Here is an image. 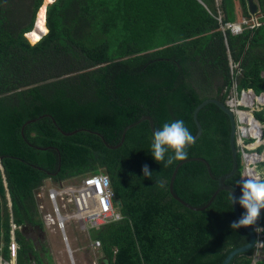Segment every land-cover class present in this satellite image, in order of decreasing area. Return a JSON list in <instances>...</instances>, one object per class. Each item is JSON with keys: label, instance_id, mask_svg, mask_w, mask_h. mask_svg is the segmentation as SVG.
<instances>
[{"label": "trees", "instance_id": "1", "mask_svg": "<svg viewBox=\"0 0 264 264\" xmlns=\"http://www.w3.org/2000/svg\"><path fill=\"white\" fill-rule=\"evenodd\" d=\"M231 1L223 0L225 18L220 22L214 0H55L46 10L48 33L32 44L26 34L33 32L44 0H0L4 261L12 258L15 224L17 264H50L37 192L47 180L61 184L101 172L109 177L115 208L124 217L92 232V239L103 246L101 264H222L231 252L249 244L243 228L230 227L237 218L229 192L221 191L202 212L185 208L173 197L174 170L184 160L167 168L154 160L149 122L130 129L119 149L108 148L102 140L119 145L124 131L144 116L154 121L156 130L183 120L195 138L194 111L205 100L227 102L235 83L238 94L264 92V19L258 29L232 34L227 29L234 22L227 6ZM231 60L239 63L234 72ZM249 94L242 103L249 104ZM241 113L251 126L243 132L256 138L251 115ZM253 115L264 126V107ZM198 119L203 132L187 148L189 161L179 168L175 192L201 208L218 190L217 179L231 173L233 155L229 115L209 104ZM31 121L37 122L23 133ZM144 165L151 179L144 177ZM238 165L226 184L239 197L244 172L240 151ZM239 211L242 215L245 210L239 206ZM257 227L264 228V210ZM261 235L257 264H264V231ZM254 254L230 264H252Z\"/></svg>", "mask_w": 264, "mask_h": 264}, {"label": "clouds", "instance_id": "2", "mask_svg": "<svg viewBox=\"0 0 264 264\" xmlns=\"http://www.w3.org/2000/svg\"><path fill=\"white\" fill-rule=\"evenodd\" d=\"M54 1L55 0H53L52 2H54ZM231 27H239L241 29V33L243 31V28H249L247 26H241V24L238 25V26H236V25H227V29L230 30V31H231ZM231 33H232V31H231ZM235 69L237 70L238 67H236ZM232 92H233V90H232ZM243 92H248V90L247 91H243ZM244 94H247V93H244ZM244 94H242L241 97H243ZM254 96H258V95H255V93H254L253 98H252V102H250L249 104L241 105L239 107V110L241 112H243V113H248L249 115H251V120L254 123L259 124L260 129H262V131H263L264 126L262 124H260L254 118V115H253V112H252V111H254V109L251 108V106H252L251 103H255L256 100H257L256 98L254 99ZM233 97H237L238 101L240 103H242L241 102L242 99L239 98V96H237V93L235 95H233V96L231 95L230 98H233ZM226 103L228 105V100H227ZM244 107H247L248 109H245ZM258 110H259V108H258ZM234 114H235V120H236V124H237V135H236L237 149L239 148V151L242 153V158L243 159H245V157H244L245 154H248V157H253L254 166H251V167H253L252 173L255 175V177L251 176L250 173L248 174V178H246L244 180V182L242 183V185L240 186L241 195L239 197H237L235 195L234 191L231 194L230 200H231L232 205L239 204V206L242 207L245 211L240 216V218L238 220H234V221L231 222L230 227H231V229H240L242 227H249V226H255L256 225V227H255L256 230L262 232V231H264V228L257 227V224H258V220H259V217H260V214H261V210H264V181L260 180L262 177H264V174L262 176L258 175L256 173V169L255 168H256V165L258 163H264V157H263L262 160H260L261 157L263 156L264 152L262 153L261 157H258L257 155H260L261 153H258L256 151L258 148H260V147H262L264 145L262 144L261 140H259V138H258L259 135L256 137V138H258L257 142L255 141L256 138H252V140H254V141L249 143V140H251V139H247V133H245V137L240 136V139L238 138V129H239L240 124H239V120H238V116H237L236 112H234ZM242 119L245 122L244 123L245 127H247V126L249 127L250 125L247 124V121H245L246 119L243 118V116H242ZM262 126H263V128H262ZM261 139H262V141H264L263 138H261ZM193 143H194V136L187 129V127L185 126L183 120H176V121H173L171 123H165L161 129L156 130L154 132V134H153V143L151 145L152 157L154 158V160L157 163H163L164 167L167 168V167L171 166L175 161L186 160L188 158L187 147L192 145ZM239 143H242V149H241V146L239 145ZM249 144L251 146H253L254 153L256 154V156L253 155L254 153H249L248 152L247 145H249ZM169 153H171V154H169ZM258 158H260V159H258ZM245 160L247 161V159H245ZM255 160H258V162H256ZM249 163L250 162L247 161V168L246 169H248V170L250 168L249 167ZM142 172H143V175H144L145 178L151 179L152 173H151L148 165H144L143 166ZM101 173H104V172H101ZM101 173H98V174H101ZM89 175H91V174H89ZM87 176H83V177H81L79 179L82 182V180L85 177H87ZM242 178H243V176H242ZM241 181H242V179H241ZM67 182H64V183H61V184H65ZM61 184H52L49 187H47L46 190L50 189V188H54L57 185H61ZM76 185H78V184H76ZM160 186L163 187V183L162 182L160 183ZM46 190H45L44 196L46 194ZM37 194H38V192H37ZM37 194H36V198H39V196H37ZM10 199H11V197H9V201H10V205H11L12 201ZM44 202L46 203V205H45V208H43V211L44 212H50L49 211L50 210V205H49V202H48L46 196L44 197ZM39 205H41V203H39ZM38 210H39V208H38ZM39 212H40V217H41V220H42L43 226H44V232H42V234H45V227H49V225H46L44 219L42 218V215H43L42 214V210L41 211L39 210ZM71 213H72L71 210H69V211L63 210L64 216H68ZM67 220L69 221L68 224H70V222H76V224H78L77 220H75V219H67ZM11 226H12V231H11V234H12V245H11L12 258H11V261L7 262V261H4L2 259V257L0 256V264H17V251H18V248H19L18 244H17V242L15 240V230H17V226L15 224H12ZM57 229L60 230L59 227H57ZM65 229H66V225H65ZM60 232L64 236L63 240H64V243L66 245V242L68 241V239L65 240L67 238L65 230L64 231L60 230ZM260 239L261 238L259 236L258 242L261 241L263 243V241L260 240ZM66 247L69 248L68 246H66ZM262 250H263V248H262ZM256 251H257V245H256ZM255 254H256V252H255ZM255 254H254V256H255ZM258 257H262V251L258 255Z\"/></svg>", "mask_w": 264, "mask_h": 264}, {"label": "built area", "instance_id": "3", "mask_svg": "<svg viewBox=\"0 0 264 264\" xmlns=\"http://www.w3.org/2000/svg\"><path fill=\"white\" fill-rule=\"evenodd\" d=\"M262 24V19L260 18L244 19L241 22V26H247L250 30L258 29ZM231 31L234 35L241 33L239 27H231ZM262 97H264V94ZM255 98L256 96H254ZM255 103H251L252 109L258 108L257 105L255 106ZM243 104L245 105V103H240L237 97L228 99V105L236 112L240 124L239 129L242 130V136L245 137L243 129L248 130L251 126L249 128L245 127V122L242 119L239 107ZM255 125L259 135L261 131L260 126L257 123ZM255 141L257 142L258 138ZM37 196L39 195L37 194ZM45 196L50 205V212H44L42 218L46 225L55 224L62 231L65 230L67 219L77 220L82 232L89 234L94 231H100L105 226L117 224V222L124 219L122 214L115 208L116 194L112 189L109 177L104 173L88 175L78 185H57L54 188L47 189ZM38 208L40 211L43 210L42 205H39ZM63 210H71L72 213L64 216ZM262 245L263 243L261 241L258 242L257 255L261 253ZM92 247L94 251H100L103 248L100 241L95 242ZM68 250L70 251L69 248Z\"/></svg>", "mask_w": 264, "mask_h": 264}, {"label": "water", "instance_id": "4", "mask_svg": "<svg viewBox=\"0 0 264 264\" xmlns=\"http://www.w3.org/2000/svg\"><path fill=\"white\" fill-rule=\"evenodd\" d=\"M248 3H249V10H250L251 14H252V15L256 14V12H257V7H256V5H255V3H254V0H248ZM35 30H36V26H35ZM44 35H46V34H43L42 37H43ZM249 92H252V91L242 92V94H244V93H249ZM252 93H253V92H252ZM253 95H254V93H253ZM262 95H263V93L260 94V95H258V96H256V98H257L256 102H258V103H260V104H263V103H264V101H258V99H260ZM209 104H216L217 106H219L223 111H225V112L229 115V118H230V121H231L230 146H231L232 155H233V169H232L231 173H229V174H227V175H223L222 177H220V178L217 179V182H218V184H219V188H218V190L214 193V195L212 196V198L210 199V201L208 202V204H207L206 206H204V207L196 208V207H193V206L189 205L188 203H186L185 201H183L181 198H179L178 195H177L176 192H175V183H176L175 180H176V177H177V173H178V171H179V168L181 167L182 164L188 162L189 160H184L183 162H181V163L176 167V169L174 170V175H173L172 181H171V193H172L173 197H174V198H175L180 204H182L185 208H187V209H189V210H191V211H195V212H202V211H205V210L209 209V207L212 205V203L214 202V200L216 199V197L218 196V194H219L221 191H226V192H229L230 194H232L233 191H234V192H235V195L237 196V191H236V189L233 188V187H231V186H228V185L226 184V182H227L229 179L233 178V177L236 175V173H237V171H238V166H239V165H238V149H237V141H236V135H237V124H236V120H235V114H234V112L231 110V108L227 105L226 102H223V101L220 102V101H218V100H216V99H207V100H205L203 103H201V104L197 107V109L194 111V121H195V124H196V126H197V128H198V133H197V135H196L195 138H194V143H193V144H195V143L199 140V138L201 137L202 132H203L202 126H201V124H200V122H199V119H198V113H199V111H200L202 108L206 107V106L209 105ZM248 112H249V111H248ZM36 122H37V121H31V122H28V123L25 125V127L23 128L22 132L24 133V129H25L27 126H29V125H31V124H34V123H36ZM144 122H149V123H150V128H151V130H152V132H153V134H154V132L156 131L154 121H153L151 118H148V116H144V118H142L137 124L132 125L131 127H129L128 129H126V130L124 131V134H123V137H122L121 143H120L119 145L114 146V147H113V146H109V145L107 144V142L104 141L103 138H102V140H103V142L106 144V146H107L108 148H110V149H119V148L124 144V142H125V138H126V134H127V132H128L130 129H133V128H135L136 126H138V125H140V124H142V123H144ZM262 128H263V126H262ZM262 133H263V131H262V129H261L258 138H259V140H261L262 144L264 145V141H262V139H261V138H262ZM77 134H79V132H76V133L71 134V135H70V134L68 135V134H65V133H64V135H66V136H68V137H70V136H75V135H77ZM193 144H192V145H193ZM192 145L188 146L187 148L191 147ZM43 151H46V150H43ZM253 155H256V154L254 153ZM257 156H258V157H261L262 154L257 155ZM244 157H245V159H247V161H248V159H249L248 154H245ZM203 161H204V160H203ZM255 161L258 162V160H255ZM1 162H2V159L0 158V169L3 171V168H2V166H1ZM259 162H260V161H259ZM207 166H208V169H209V173H211V172H210V166H209L208 164H207ZM248 168H249V167H248ZM249 169H251V170L253 171V167H250ZM3 172H4V171H3ZM211 176H212V174H211ZM212 178H213V179H216V178H214L213 176H212ZM260 178H261V177H260ZM242 181H244V180L242 179ZM9 197H10V195H9ZM237 197H238V196H237ZM10 200H11V199H10ZM11 205H12V202H11ZM233 208H234L235 216H236V218H237V220H238V219L240 218V216H241V213H240V211H239V204L233 205ZM242 228H243V229L245 230V232L249 235V238H250L249 244L246 245V246H244V247H242V248L236 249V250H234L233 252H231V253L227 256V258L224 260V262H223L222 264H230V263H231L232 261H234L237 257H239V256H243V255H246V254L251 253V252H254V251L256 250V245H257V243H258V239H259V235H258V233H257L256 228H255V227H254V228H251L250 226H249V227H242ZM259 259H260V258H259ZM257 261H258V260H256V262L253 261L252 264H256Z\"/></svg>", "mask_w": 264, "mask_h": 264}, {"label": "rangeland", "instance_id": "5", "mask_svg": "<svg viewBox=\"0 0 264 264\" xmlns=\"http://www.w3.org/2000/svg\"><path fill=\"white\" fill-rule=\"evenodd\" d=\"M45 1V0H44ZM44 4V3H43ZM48 6V4H47ZM243 28V27H242ZM253 97L252 95L247 98L248 100H251ZM255 107V106H254ZM247 128H249L247 126ZM240 136H242V130L238 129V138L240 139ZM247 139H252L248 133H247ZM242 149V143H239ZM247 150L249 153H254L253 146L250 144L247 145ZM264 152V146L259 148L258 153H263ZM260 159V158H258ZM263 157L260 159L262 160ZM249 161V160H248ZM244 163V172H243V180L248 178L247 175V161L243 159ZM254 166L253 161L249 163V167ZM256 173L260 176L264 174V165L263 163H258L256 165ZM254 169V170H255ZM251 176H253L251 170L249 171ZM255 177V175H254ZM81 180L78 179H72L69 180L65 185H76L79 184ZM244 182V181H243ZM52 181L47 180L44 182L43 187L38 191L39 198L38 201L41 203L42 207L45 208L46 203L44 202V193L47 187L52 185ZM42 214H44V211L42 210ZM68 220L66 221V229L65 233L67 236L68 241L66 242V245L64 243V236L61 234L60 230L57 229V226L55 224L49 225V227H45V234L46 235V240H45V246L47 248V251H49V254L51 255L52 260H50V264H101V251H94L92 247V241L90 239V236L92 235L89 233H83L80 226L76 224V222H70L68 224ZM258 235L261 236V231H257ZM70 248V251L68 248ZM262 257H258L257 254L254 256V260L257 263L260 261ZM256 263V264H257ZM44 264H47V261L45 260Z\"/></svg>", "mask_w": 264, "mask_h": 264}, {"label": "crops", "instance_id": "6", "mask_svg": "<svg viewBox=\"0 0 264 264\" xmlns=\"http://www.w3.org/2000/svg\"><path fill=\"white\" fill-rule=\"evenodd\" d=\"M263 1L264 0H254V3L257 7V12L256 14L252 15L250 10H249V3H248V0H232L231 2H228L227 3V6L228 8L230 9L231 8V13H232V17L234 19V22L232 25H240L241 22H243V20H248L246 19L247 17L246 16H249L251 19L252 18H260V19H264V13L262 12V4H263ZM215 2V7L216 9L218 10V17L220 18V22L221 20H223L225 18V14L223 12H221L222 9L221 8V5H223V0H214ZM49 5V4H48ZM207 8V7H206ZM245 12H246V16H245ZM38 17V16H37ZM35 31V28L34 30ZM26 37H27V34H26ZM30 41V40H29ZM231 71L234 70L235 71V68L239 66V63L237 64H234L233 63V60H231ZM239 68V67H238ZM232 71V72H234ZM261 76L264 78V71L262 72ZM234 89H233V92L231 93V95H235L237 93V96H239V98H241L242 96V92L243 90L238 94V91H237V85L236 83L234 84ZM247 91V90H246ZM248 91H252L251 89H248ZM253 92V91H252ZM254 93V92H253ZM264 94V92H262ZM260 93V94H262ZM259 94V95H260ZM260 101H263V100H260ZM258 106L259 110L263 109L264 107V103L263 104H260L258 102L255 103V106ZM245 109H248L247 107H244ZM258 108H255L254 111L252 112H255V111H258ZM253 142L254 140H249V143L250 142ZM1 170V169H0ZM3 172V171H2ZM119 211V210H118ZM120 212V211H119ZM90 239L92 241V245L97 242V241H94L92 239V236H90ZM67 248V247H66ZM99 251V250H98ZM101 251V254L103 256V253H102V250ZM256 252V250L254 251V253ZM102 256H101V259H102Z\"/></svg>", "mask_w": 264, "mask_h": 264}, {"label": "bare ground", "instance_id": "7", "mask_svg": "<svg viewBox=\"0 0 264 264\" xmlns=\"http://www.w3.org/2000/svg\"><path fill=\"white\" fill-rule=\"evenodd\" d=\"M53 0H45L44 1V4L42 6V8L40 9V12L38 14V17H37V23H36V30L33 31L32 33L28 34L27 35V38L30 40V42L32 44H36L38 43L41 38H42V35L43 34H47L48 33V30L46 28V10H47V4L51 3ZM252 95L253 97V94L250 92L249 94V97ZM260 100H264V97H262ZM252 101L251 100H248V102L250 103ZM255 124V123H254ZM256 126V125H255ZM256 132L258 134V131H257V128H256ZM252 166V165H251ZM251 169H249L247 171V175L249 174V171ZM252 172V170H251ZM253 174V173H252ZM253 177H254V174H253Z\"/></svg>", "mask_w": 264, "mask_h": 264}]
</instances>
